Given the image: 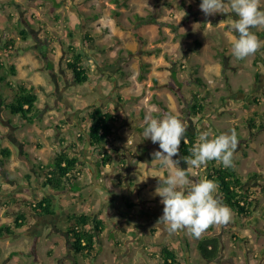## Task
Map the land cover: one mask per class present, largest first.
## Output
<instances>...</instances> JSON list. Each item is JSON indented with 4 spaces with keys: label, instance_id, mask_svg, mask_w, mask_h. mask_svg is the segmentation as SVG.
Listing matches in <instances>:
<instances>
[{
    "label": "rangeland",
    "instance_id": "rangeland-1",
    "mask_svg": "<svg viewBox=\"0 0 264 264\" xmlns=\"http://www.w3.org/2000/svg\"><path fill=\"white\" fill-rule=\"evenodd\" d=\"M54 1L60 2L59 4L64 7L61 9L55 7L53 0H0V37L3 39L0 41V52L3 54V59L8 61L7 55L12 48L5 49L4 45L8 39H14L11 34L19 36L22 29H25L30 37V43L26 48L33 47L37 43L35 33L36 35L39 33L40 37L44 39L43 41L47 43L49 41L53 43L56 41V37H60L65 47L73 43L78 49L79 40L70 39V36L75 39L79 36L78 33L73 32L75 27L72 21L76 16L84 18L86 21L84 27L95 41H91L90 44L99 49L100 57L97 58V56L86 52L83 64L84 67L90 69L89 84L66 87L63 76L59 77V83L63 88L66 87L69 93L77 90L88 92L91 83L96 85L98 81H101L102 70H99L101 69L99 65L103 63V66H110V80H107L102 86L105 93L110 94V104L104 110H108L115 116L117 131L112 143L108 146L109 151H112L110 153L112 163H110L109 171L105 170L106 167L103 169L106 172L102 178L97 180V184L102 188L110 180V192L113 193L115 190L119 195L120 202L113 203L112 193L104 194L100 188H94V194L90 193L91 195H89V189L93 187L91 180L94 173H89L88 169L93 170L87 162V166L90 168H84L79 178V184L83 185L84 190L77 193L67 190L59 192L61 194L59 205L62 212L54 220L62 223L61 230L56 231L57 233H50L45 230V227H42V231L46 234L50 233L49 238L55 244L46 256L44 253L46 234L44 233L39 239L34 250L38 252L39 257H45V260L40 263L35 262V258L34 262L26 263L22 255L10 253V250L14 248L5 249L0 246V264H48V261L50 264H157L156 257L165 248L175 252L176 259L180 264H241V261L245 264H252V259L254 264H264V191L261 190L264 189V129L258 130L254 136H251L252 130L246 123L247 119L254 117L255 114L264 113V48L245 60L234 58L231 53V36L234 33L230 31V27L232 20L236 18L235 14L225 10L223 13L206 17L200 11L195 0H124L127 3L126 7H117L111 0ZM261 6L264 10V0H261ZM182 11L186 13L185 16ZM95 14H99L98 19H89ZM209 22L212 26L207 24ZM175 25L177 28H174ZM104 28L108 29V33L103 32ZM71 29L73 30L70 32ZM252 31L258 36V33L264 29H252ZM140 36L145 45H141ZM259 39L264 40V37H259ZM47 43L44 47L48 46ZM157 45H162L161 53H159L160 58L156 61L153 60L149 70L145 72V78L139 80L140 64L143 59L139 53L141 47L146 46L154 53ZM30 49L32 50V48ZM30 49L26 55L13 59L12 63L6 62L5 67H15L17 74H11L5 67L1 69V92L2 90L8 91V87L11 85L17 86L31 82L32 76L29 73L24 74L25 63L44 66L45 61L42 56L37 54V51H29ZM42 51L45 53V48H42ZM104 51H107V54H104ZM66 53L69 54V52ZM256 55H259L262 61L254 66L252 62ZM160 65L165 69L157 70ZM192 66L197 71H192ZM98 70L100 73H97ZM120 72L123 73V76L120 75ZM256 72L259 73L257 81L254 78ZM173 73H175V77ZM44 75L51 78L49 70ZM69 75L71 76V74ZM192 75L203 79L207 85L205 91L209 93L205 115L201 119L191 117L186 112L191 101V93L201 89L193 81ZM154 78L157 79L155 84ZM125 80H129V84L126 85ZM51 87L50 92L44 96L39 94L40 104L42 100L50 101L53 98L56 89L55 83H52ZM238 90L245 91L246 98L252 95V98L248 99V105L240 103L239 94L236 93ZM94 97V95H86L82 103L94 101ZM127 97L134 98L127 99ZM254 97L258 98L257 103H252ZM119 98L122 99L121 102L111 101ZM155 100L171 109L191 129L197 127L199 132L208 130L213 136L234 129L240 136L234 154L235 170L243 176L244 182H246L245 179L249 173H258L259 186L253 187L250 192L258 197L259 204L258 207L253 208L251 216L241 218L232 211L233 216L228 224L210 226L199 238L189 235L187 231L170 234L167 231V225L155 223L151 226L153 228L145 226L140 228L139 236L134 238L139 237L137 243L129 244L128 242L125 244L126 239L133 238V232L128 233L127 227H121V222H125L126 219L133 216L132 211L126 208L125 202L131 208H137L135 211V215H137L141 208L137 207L139 198L142 200L146 195H152L151 197L157 198V205L152 207L146 204L145 207L154 213L162 214L163 210L160 197L155 195L154 190L158 185V180L166 177L169 169L152 161V153L159 151V146L153 144L150 139H143L141 135L146 115L156 118L154 113L158 112L151 108L152 105L157 106ZM52 103L54 105V102ZM6 110L8 119L13 124L20 125L24 120L20 114H13L9 109ZM50 120L52 119H46L47 122H51ZM256 121L259 122V118H256ZM81 125L82 128H89L88 113L84 114ZM70 130L69 133H72L76 129L73 126L72 131ZM62 137L64 142L62 145L57 143L54 151H46L42 156L37 154L31 159L30 162L35 165L34 171L37 175H40L39 165L44 166L45 170L50 169L56 152L63 150L62 152L67 154H83L86 141L80 143V147L77 149L75 147L67 148L71 136L62 135ZM27 142L29 144V139ZM29 148L31 152L37 151L32 145ZM89 149L90 147H88L86 157L91 155ZM113 149H116V152ZM81 158L84 160V157L81 156ZM120 158H124V164H120ZM90 161L93 162V159ZM134 161H136V165L140 166L138 171L141 174L140 176L132 175L131 181L138 187L142 186L139 182L146 184L142 188L149 186L145 188L148 190L146 193V190L140 194L136 191L131 193L125 188V171L128 163ZM20 169L24 171V174H31L35 177V172H31L25 164ZM190 171L194 177H200L191 178L193 181L205 177L202 176L203 174H196L195 170L191 168ZM20 174L18 172L10 173L18 181L21 180ZM248 181L246 188L252 186L253 183L251 180ZM1 190L0 186V192ZM219 194L223 199L220 191ZM102 201H105L106 205ZM70 205L71 208H68ZM18 207H8L0 212V226L9 224L8 227L12 233V236H7L6 232L3 233L2 238L8 239L7 241L12 243V246H17V243H23V241L31 243V239L28 238L34 234L33 231L27 230V227L35 222L29 215H27L29 218L25 223L28 225L27 227L22 229L15 227ZM65 208H67L66 213H64ZM117 213L122 217L120 218ZM81 214L94 215L95 219H99L98 221H101L105 226L103 234L100 236L95 259L71 254L66 245L68 238L63 236L64 230L74 222V217L68 218L71 215ZM64 218L67 219L64 221ZM40 222L42 223V221ZM50 222L46 221L45 225L48 226L47 224ZM142 222H144V218L140 221V223ZM152 232H155V236ZM15 234H21L17 237L19 241L13 237ZM206 236H216L221 240V253L215 261L210 263L202 259L197 249L199 240ZM2 238L0 242H3ZM182 238L187 245L188 261ZM28 245L29 247L33 246ZM29 247L28 252L31 253ZM128 249V253H124ZM149 249L151 250L149 251ZM16 257H19L18 261H14ZM47 257H50L49 260Z\"/></svg>",
    "mask_w": 264,
    "mask_h": 264
},
{
    "label": "crops",
    "instance_id": "crops-1",
    "mask_svg": "<svg viewBox=\"0 0 264 264\" xmlns=\"http://www.w3.org/2000/svg\"><path fill=\"white\" fill-rule=\"evenodd\" d=\"M60 3V2H59ZM61 7H64V5H59V9H61ZM74 28V33H78V38L75 39V37H71V40H79L78 44L79 47L77 49L78 52H83L84 54H86V52H89L90 54H93L94 56H98L100 57V51L98 48H95L94 46H91V41L95 42L92 38V40L90 42H84V37L86 34L88 33V30H86V28L84 27L86 24V21L84 20V18H82V16H76L74 18V21H72ZM78 28H77V27ZM77 29V30H75ZM2 30V29H1ZM73 29L70 30V32ZM29 31V30H28ZM29 33H31V31H29ZM70 35V34H69ZM11 36L14 38V48H12L8 55V61H5L3 59V54L0 52V62L3 65V68L7 63H12L13 59L18 58L19 56H24L26 55L28 49L32 48V50L30 49L29 51H37L36 53L40 56H42V59H44L45 64L44 66H34L30 63H25L24 64V74L29 73L32 76V80L31 82L27 83H22V84H26L28 87L34 86L35 90L37 92V96H38V100L36 102V105L38 107V110L36 111L37 114V118L33 123H28L25 121V119L20 123V125L18 124H13L12 122L9 121L8 119V114H7V110L5 109L4 105L11 102L12 100V90L11 88H15V86L11 85L8 87V91L4 92L2 90H0V153L2 149H8L10 152V155L7 159H4V165H1L0 163V186L2 188L1 192H0V212H3V210H6V208L11 207L13 208L14 206H19L16 204H12L9 203V199L10 198H15L18 200H24L27 199L32 200V201H37L39 202L42 198L47 197L51 200L52 202V208L54 209V214L53 215H48V216H42L39 217L37 215H35L34 213L30 212L28 209L19 206L18 210L16 212V218L18 216H23L25 218V221L27 222L29 216L32 217L35 222L30 225V227H27L28 225L25 224L24 227H27L28 231H33V235H31L28 239H31V243L27 242V241H23V243H17V246H12V243H9L6 238H2L0 237V239L2 238L3 242H0V246L5 247V249L8 248H14L13 250H10L11 252H14L16 255H22V257L25 258L26 263H30V262H34L33 260L36 258L35 262H42L43 260H45V257H39L38 252H35L34 247L39 243V239L43 236V234L46 232L42 231V227H45L46 231H50V233L54 232L57 233L56 231H60V225L62 224L61 222H56L57 217H59V214L62 212V208L59 205L60 202V195L59 192L60 191H51L47 185L44 184V178L42 176V172L41 170H39L40 168H45L44 166L39 165L38 166V170L40 171V175H37V173L34 171L35 170V165H33L30 161L31 159L38 155L42 156L46 151H54L55 148L57 147V143L62 145L63 141V137L62 135H70L71 138L68 140V145L67 148H72L75 147L76 149L80 147V143L78 142V137L80 136V134H84L85 137L87 136V130L86 128H82L81 122H83L84 119V114L88 113L90 110V107L92 106H99L102 109H107V105L110 104V94H106L105 90L103 89V84L107 81L110 80V66H103V63L101 65H99L101 67L102 70V76H101V81L97 82L96 85H94L93 83H91L92 85H90L88 92H81V90H77L76 92H67L66 87L68 85L71 86H75L76 84H74L73 81V77L70 76L69 72L65 71L63 68V65L67 59L68 54L66 52H68V47L73 46L75 47L76 45L73 43H70L69 45H66V47L64 46L63 42H61L60 37H56V41L51 43L49 40V42L47 43L46 41H43L44 39H42L39 35V33L36 35L35 33V37H36V41L37 43L30 48H26V46L30 43V37L29 35L27 36L26 40H22L21 36H15L14 34H11ZM12 39V38H10ZM21 39V40H20ZM140 41L142 42L141 36L139 37ZM3 39L0 37V41H2ZM76 41V42H77ZM43 43H45L44 45H42ZM46 43L48 44L47 47H44L46 45ZM58 43V44H57ZM144 42H142L141 45H143ZM145 45V44H144ZM58 46V47H57ZM162 45H157L156 47V52H151L150 50H148L146 48V46H142L139 53L141 54V57H143L142 62L145 63L147 66V71L150 68L151 63L153 62V60L160 58L159 57V53H161L160 48ZM42 48H45V53H43ZM84 49V50H83ZM104 54H107V51H104ZM156 55V56H155ZM253 63V62H252ZM161 66V65H160ZM158 66V67H160ZM13 67V66H11ZM11 67H5V69L9 70ZM163 67V66H162ZM1 68V69H3ZM15 69V74H17V70L15 67H13ZM0 69V71H1ZM50 72L51 78L50 77H45L44 73L45 72ZM98 70L97 73H100V71ZM146 71V72H147ZM22 72V71H21ZM14 74V75H15ZM63 76L66 82V87L63 88V86L59 83V77ZM177 78V76H176ZM1 77H0V81H1ZM156 79V78H154ZM55 83V92H54V96L53 98L49 101V100H42L41 104L39 103V94L41 95H45L47 93L50 92L51 84ZM89 84V83H86ZM84 85V84H82ZM91 88V89H90ZM200 88V87H199ZM237 94H239L238 99H240V103H246L247 105L248 103V99L252 98V95H248L249 97L246 98L245 96V91L243 90H238L236 91ZM68 94H71V96H68ZM86 95H94L95 97L93 99H95L94 101L91 102H86V103H82L84 102L83 98ZM112 96V95H111ZM111 101H113L114 103L117 102V99H112ZM54 102V105L53 103ZM104 102H106V104H104ZM100 104V105H99ZM67 106V107H66ZM250 106V105H249ZM4 107V108H3ZM50 108V109H49ZM54 111V112H53ZM54 113V114H53ZM59 114V115H58ZM46 119H52L50 120L51 122H47ZM5 120V121H4ZM9 121V122H8ZM77 125V126H75ZM74 126V129H76L74 132L69 133V130L72 131ZM14 130V131H13ZM78 132V133H77ZM76 133V134H75ZM29 139V144L27 142V140ZM15 143V144H14ZM21 143V144H20ZM32 145L33 147H35L37 149V151L35 152H31L30 151V146ZM110 146V144H109ZM140 148L138 147V150ZM63 150H61L62 152ZM24 153V154H23ZM57 153V152H56ZM60 153V151H59ZM1 157V154H0ZM82 157H84V155L82 154ZM92 157H86L84 158V160H86V162H88V164L90 165V167L92 168V172L95 174L94 171V162L90 161V159ZM25 164L26 167L30 168L31 172H35V177H33V175L31 174H24V171L22 169H20L22 167V165ZM87 164V165H88ZM88 166V168H90ZM110 168V164H108L105 168V170L109 171ZM138 170H140V166L136 165V161H134L133 163H128L127 168H126V177H125V188L127 189V191L129 192H134L136 191L138 194L143 193L144 190H146L145 188L149 187L146 186L144 188H142L143 186H145V183L139 182L142 184V186L138 185H134L133 182L131 181V179L133 178L132 175H138L140 176L141 172H139ZM21 173V180H16L15 178H13V175L11 176L10 173ZM98 172V171H97ZM106 171H103V174ZM27 178V179H25ZM143 178V177H142ZM156 183V182H155ZM84 184V183H83ZM91 184L93 185L92 188L89 189V195L94 194V188H100V191H102L104 194H110L112 192H110V180L106 183V185H103V187L101 188V186H99L97 184V181H93V177L91 180ZM157 184V183H156ZM132 188V189H131ZM125 189V190H126ZM131 189V190H130ZM80 190H84L83 185H81ZM114 192L111 194L112 197L114 198L112 201H116V202H120L119 200V196L118 194L115 192V190H113ZM148 190L145 191V193ZM91 193V194H90ZM144 193V194H145ZM106 196V195H104ZM152 195H146L144 199L140 200L139 198V203L137 204V207H141L138 210V213L140 214V219L142 220L143 218L148 217V213H149V208L145 207L146 204L155 207L157 205V198L156 197H151ZM110 201V202H112ZM104 203V205H106L105 201H102ZM71 208V205L68 207ZM117 209V208H116ZM137 208H131L130 210L132 211V215H134L136 212ZM67 212V208H65L64 213ZM29 215V216H27ZM142 215H144L142 217ZM67 218H64V221ZM69 219V218H68ZM136 218H134L133 216H131V218L126 219L125 222H121V227H127L128 229V233L134 232V231H138L139 227H137L138 224H140L141 220H135ZM42 221V223L40 222ZM50 222L49 224H47L48 226L45 225V223ZM70 223V222H69ZM147 224H149V222H147ZM145 225L148 226V225ZM9 225V224H8ZM7 225V226H8ZM21 228V229H22ZM66 228V227H65ZM130 229V230H129ZM26 230V232H27ZM157 230V229H156ZM159 230V229H158ZM139 232V231H138ZM137 232V233H138ZM49 233V234H50ZM155 233V232H154ZM153 234V236H155V234ZM49 234H46V237L44 238L45 242V248H44V253L45 255L47 253L50 252L51 248H53L52 246L55 245L54 243L51 242L50 238H49ZM63 236L67 237L66 231L64 230L63 232ZM103 234V233H102ZM19 235L21 234H15L13 237H16V239L19 241ZM9 236V235H7ZM12 236V235H10ZM136 237L133 236L132 239H126L125 244H127L129 242V244L134 243V242H138V238L134 239ZM169 237V236H167ZM155 239V237H153ZM47 240V241H46ZM33 245L31 247H29V245ZM66 245L69 248L70 253H73V250L70 247V241L67 240L66 241ZM59 246V243H58ZM28 247L31 249V253L28 252ZM154 247V246H151ZM146 249L148 250V248L146 247ZM27 250V251H25ZM151 249H149L150 251ZM154 250V249H153ZM129 249L127 251H125L124 253H128ZM123 254V253H122ZM121 254V255H122ZM37 256V257H35ZM47 256V255H46ZM73 258H75L73 255H71ZM76 256V255H75ZM51 257V256H50ZM50 257H47L48 260ZM19 257H16V259L14 261H18ZM47 260V259H46ZM75 261V260H74ZM52 262V261H51ZM241 264H245V262L243 263V261H241ZM39 263V264H40ZM48 264H50V261H48ZM252 264H254V260L252 259Z\"/></svg>",
    "mask_w": 264,
    "mask_h": 264
},
{
    "label": "trees",
    "instance_id": "trees-1",
    "mask_svg": "<svg viewBox=\"0 0 264 264\" xmlns=\"http://www.w3.org/2000/svg\"><path fill=\"white\" fill-rule=\"evenodd\" d=\"M196 4L200 5L201 0H195ZM117 7L123 6L126 7V1L122 0H111ZM55 7H59V3L53 0ZM117 17V16H116ZM99 14L93 15L89 19H98ZM174 28H177L175 25ZM104 33H108V29H103ZM20 36L22 40H26L28 33L25 29L20 31ZM260 38L264 37V31L258 33ZM92 37L89 34H86L84 37V42H90ZM14 47V39H8L4 45L5 49ZM9 50V49H8ZM68 56L63 65L65 71L69 72L73 77L74 84H86L90 81V69L84 67V59L86 54L83 52H78L77 49L73 46L68 47ZM262 59L259 55H256L253 60V65L257 66ZM145 63L140 64V74L138 76L139 80L145 78V72L147 71ZM3 68L2 63L0 62V69ZM165 67H158L157 70H164ZM192 71H197V69L192 66ZM11 74H15V69L11 67L9 69ZM120 75L123 76V73L120 72ZM175 77V73H173ZM259 73H254V78L258 80ZM193 81L201 88L200 91L191 93V101L188 104L186 112L195 118H203L206 111V105L208 104V91H205L207 85L204 83L201 77H196L192 75ZM154 84L157 83V79H153ZM125 84H129V80H125ZM12 90V100L11 102L4 105L5 109H9L13 114H20L26 122L33 123L37 114L35 113L38 110L36 102L38 100L37 92L34 86L28 87L26 84H18ZM134 97H127V99H133ZM117 102H121V98L117 99ZM259 100L257 97L252 99V103H257ZM156 105L161 110L158 113H154L156 118L160 117L162 113H172L176 115L171 109L165 106L162 102L155 100ZM251 103V101H250ZM178 116V115H176ZM88 118H90V126L88 128L87 134L90 137V149L91 157L95 167L98 169V180L102 178L103 169L107 164L112 163L108 146L112 143L114 136H116L117 128L115 127V116L112 115L108 110H104L99 106H92L88 112ZM178 118H180L178 116ZM256 118H259V122L256 121ZM249 129H251V136L258 130L264 129V113L255 114L254 117H250L246 121ZM145 127V125L142 127ZM235 129H237L235 127ZM200 132L197 127L193 129L187 127V130L184 134V138L188 141L187 143H181L179 149V155L174 157L175 160H180V167L185 168L189 173V178H200L194 177L190 171V166L183 163L181 157L189 156L190 149L197 142ZM218 135V134H216ZM237 139H240V136L237 135ZM78 142L82 143L86 141L84 134H80L78 137ZM96 146V147H94ZM116 152V149H113ZM99 153V154H98ZM0 163L4 165V159H7L10 155L8 149L1 150ZM104 154V155H103ZM80 155V154H79ZM77 153L67 154L65 152H57L54 158L53 165L50 169L45 170V168H40L42 176L44 178V184L48 186L51 191H69L72 193H77L80 191L79 178L84 168H88L86 160L81 158ZM3 157V159H2ZM91 158V159H92ZM100 160V161H99ZM120 164H124V158L119 159ZM234 162V161H233ZM104 168H103V167ZM101 169V170H100ZM192 169V168H191ZM89 173H92L90 169ZM196 174H203L202 176L207 177L216 181L219 185V191L222 196V201L225 203L237 216L241 218H246L251 216L253 208L258 207L259 199L254 195L253 192H250V189L253 187H258L257 172H251L246 177V182L243 181V176L232 168H224L222 165H218L215 161L209 162L206 167L201 169H193ZM248 180H251L252 186L250 185L246 188ZM264 191V189H261ZM9 203L16 204L28 209L30 212L35 215L48 216L54 214V209L52 208V202L49 198L44 197L39 202L32 200H18L15 198H10ZM125 205L128 208H131L130 205L125 202ZM74 217V222L70 224L67 229H65L70 241V247L73 250L74 255L81 256L83 258L95 259L96 254L98 253L97 247H99L100 236L102 235L105 226L101 221H98L90 214H81L77 216L71 215L69 219ZM25 218L23 216H18L15 221V227L21 229L25 226ZM71 227V228H70ZM84 229V231H83ZM6 235H12L10 228L7 225L0 226V237L3 233ZM263 232V231H262ZM264 234V233H263ZM72 235V236H71ZM234 238L235 236L232 235ZM118 245V243H116ZM197 249L203 260L210 263L215 261L219 254L221 253V241L216 236H206L199 240L197 244ZM157 261L160 264H180L175 256V252L169 249H162L159 255L156 257Z\"/></svg>",
    "mask_w": 264,
    "mask_h": 264
},
{
    "label": "clouds",
    "instance_id": "clouds-1",
    "mask_svg": "<svg viewBox=\"0 0 264 264\" xmlns=\"http://www.w3.org/2000/svg\"><path fill=\"white\" fill-rule=\"evenodd\" d=\"M199 9L206 17L225 10L235 14L230 31L234 33L231 36V53L237 60H245L264 48V40L252 31L264 29L261 0H201ZM182 14L186 15L183 11ZM207 24L212 26L210 22ZM151 108L155 112L161 111L155 105ZM144 124L141 134L143 139H150L160 149L152 153V161L169 169L167 176L158 180L154 190L163 206L157 223L167 225L170 234L187 231L196 238L210 226L228 224L233 213L220 198L218 183L207 177L198 181L191 180L188 171L179 166L180 160L173 159L179 155L181 143L188 142L184 138L187 123L165 112L160 118L146 115ZM237 147L238 139L234 129L215 136L204 130L190 149V155L181 159L192 169H201L212 161L224 168H232Z\"/></svg>",
    "mask_w": 264,
    "mask_h": 264
},
{
    "label": "flooded vegetation",
    "instance_id": "flooded-vegetation-1",
    "mask_svg": "<svg viewBox=\"0 0 264 264\" xmlns=\"http://www.w3.org/2000/svg\"><path fill=\"white\" fill-rule=\"evenodd\" d=\"M75 126H77V125H75ZM56 155V154H55ZM118 194V193H117ZM119 196V195H118ZM126 206V208L127 209H131V208H128V206L127 205H125ZM117 215L121 218L122 216L119 214V213H117ZM160 215H162V214H160V213H154V212H150L149 211V213H148V217H146V218H144V222H142V223H140V224H138L137 225V227H139V230L138 231H140V228H142V227H144L146 224H147V222H149V224H147L148 226H146L147 228H153V227H151V226H153L155 223L157 224V221H158V218L160 217ZM42 217V216H41ZM93 217H94V215H93ZM133 217L134 218H136L135 220H140V215L138 216V212H137V215H133ZM95 218V217H94ZM99 220V219H98ZM130 230V229H129ZM132 231V230H131ZM138 231H134L133 232V236H135L136 235V237L137 236H139V232ZM151 231H153V230H151ZM138 232V233H137ZM153 233V232H152ZM139 238V237H138ZM157 264H160L159 262H157Z\"/></svg>",
    "mask_w": 264,
    "mask_h": 264
},
{
    "label": "water",
    "instance_id": "water-1",
    "mask_svg": "<svg viewBox=\"0 0 264 264\" xmlns=\"http://www.w3.org/2000/svg\"><path fill=\"white\" fill-rule=\"evenodd\" d=\"M86 145H85V147H84V149H83V154H84V158H86V156H87V152H88V147H90V137H89V135L87 134V136H86ZM94 171H95V174H94V176H93V181H97V176H98V172H97V169H96V167H95V165H94ZM113 203H115V201H113ZM182 241H183V245H184V250H185V255H186V259H187V261L189 260V255H188V250H187V245H186V243L184 242L185 240L182 238Z\"/></svg>",
    "mask_w": 264,
    "mask_h": 264
},
{
    "label": "bare ground",
    "instance_id": "bare-ground-1",
    "mask_svg": "<svg viewBox=\"0 0 264 264\" xmlns=\"http://www.w3.org/2000/svg\"><path fill=\"white\" fill-rule=\"evenodd\" d=\"M0 105H1V103H0ZM2 106V105H1ZM67 107V106H66ZM4 108V107H3ZM50 109V108H49ZM54 112V111H53ZM36 113V112H35ZM54 114V113H53ZM5 121V120H4ZM9 122V121H8ZM49 122V121H48ZM14 131V130H13ZM15 144V143H14ZM21 144V143H20ZM94 147H96V146H94ZM24 154V153H23ZM99 154V153H98ZM104 155V154H103ZM2 159H3V157H2ZM90 159V158H89ZM93 159V158H92ZM100 161V160H99ZM97 163V162H96ZM95 163V164H96ZM94 164V165H95ZM2 165V164H1ZM103 167V166H102ZM104 168V167H103ZM97 169V168H96ZM98 170V169H97ZM101 170V169H100ZM69 228V227H68ZM71 228V227H70ZM83 231H84V229H83ZM72 236V235H71ZM221 241V240H220ZM207 264V263H206Z\"/></svg>",
    "mask_w": 264,
    "mask_h": 264
}]
</instances>
